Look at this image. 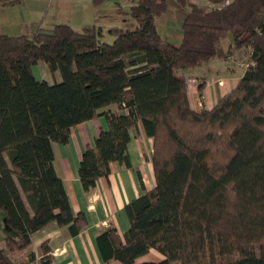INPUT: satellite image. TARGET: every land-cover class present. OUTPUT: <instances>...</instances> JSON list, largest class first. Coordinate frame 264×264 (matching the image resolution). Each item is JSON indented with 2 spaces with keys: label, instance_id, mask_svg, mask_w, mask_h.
<instances>
[{
  "label": "trees",
  "instance_id": "obj_1",
  "mask_svg": "<svg viewBox=\"0 0 264 264\" xmlns=\"http://www.w3.org/2000/svg\"><path fill=\"white\" fill-rule=\"evenodd\" d=\"M126 1L130 11L117 3L119 12L136 27L110 29L112 44L95 25L0 34V211L10 231L0 264H16L13 256L51 223L74 236L86 228L56 172L53 145L68 144L76 126L101 116L108 129L83 154V189L108 177L112 163L130 165L138 126L154 139L156 182L126 206L124 241L116 228L98 236L106 262L135 264L156 250L164 260L143 264H264V0H209L212 7L178 0L185 14L180 45L157 28L166 0ZM241 49L250 62L237 86L214 108L194 110L179 71ZM41 63L62 81L39 80L33 68ZM206 84L199 78L201 96ZM42 252L41 264H51L47 244Z\"/></svg>",
  "mask_w": 264,
  "mask_h": 264
},
{
  "label": "crops",
  "instance_id": "obj_2",
  "mask_svg": "<svg viewBox=\"0 0 264 264\" xmlns=\"http://www.w3.org/2000/svg\"><path fill=\"white\" fill-rule=\"evenodd\" d=\"M18 1L22 5L24 0ZM33 1L37 2V5L30 9V11L33 10V15L29 14L31 17L19 21L20 25L23 24V27H27V34L36 28V30L51 29L58 24H69L79 31L95 25L102 27L104 34L112 29L106 30L105 27L111 23H118L120 26L115 27L123 29L136 27L135 21L130 16L125 20L117 18V14H122L119 9H111V6L106 9L96 7L93 0H49L48 5H45L48 0ZM209 5H211L210 2L205 6ZM129 7H132V4L125 0L121 9L125 10ZM48 17L49 20H47ZM184 19L185 17L183 22ZM104 21H107V24H100ZM122 21L124 23L120 24ZM166 35L170 38V33ZM228 48L229 46L224 47V50L227 51ZM241 53L249 57L248 50L242 49ZM236 54L234 50L227 59H214L206 69L207 72L204 71L202 75L190 73L196 68L185 70L184 73L179 72L180 76L187 79L189 98L194 110L214 108L220 98L237 86L244 74L246 64L240 67L235 58ZM222 72H225L227 77L223 76ZM33 73L39 80H45L50 84L62 81L60 73H56L53 78L47 66L42 63L33 68ZM202 77L207 81L203 96L199 93V78ZM109 110L117 112V106H112ZM107 129V120L101 116L76 126L71 132L68 144L53 145L56 172L65 184L74 214L83 213L87 220V226L74 236L69 227L61 228L55 222L49 224L33 235L32 245L25 250L23 264H41V259L44 257L42 247L45 244L51 250L49 254L52 257L51 264H123L117 260L106 262L99 249L97 238L106 230L116 228L121 239L125 240L130 229L126 206L155 187L154 139L147 137L140 126L135 128L131 133L132 140L128 146L130 165L112 163L109 176L99 179L96 187L92 191L86 192L79 178L80 163L87 147L93 146L101 132ZM9 234L5 216L0 211V246L5 245ZM163 260V255L156 250H151L145 256L137 259L135 264L159 263Z\"/></svg>",
  "mask_w": 264,
  "mask_h": 264
},
{
  "label": "rangeland",
  "instance_id": "obj_3",
  "mask_svg": "<svg viewBox=\"0 0 264 264\" xmlns=\"http://www.w3.org/2000/svg\"><path fill=\"white\" fill-rule=\"evenodd\" d=\"M191 1L197 3L198 5H202V6L207 5L209 2V0H191ZM124 2L125 0H106L100 7H103L104 9H106V7L109 8L111 6V9L118 10L119 7L117 6V3H119L122 6V4L124 5ZM166 2L168 4L169 9H168V13L166 16H162L158 18L159 32L160 34H162L163 38L166 41L171 42L172 44L180 45L182 42L181 41L182 40L181 39V27H182L183 18L185 17V14L181 10H179L177 7L178 0H166ZM48 4H49V0L47 3H45V5H48ZM35 5H37V2H34L33 0H24L22 5H20V3H17L16 5H4L2 2H0V34L10 35V36H21L25 34V36L31 37L34 34L33 32H37L39 29L36 30L37 29L36 28L27 34V27H23L22 23H21L22 25H20L19 21L26 20L29 17H31L29 16V14L33 15V10L30 11V9L32 6H35ZM208 7H212V5H209ZM124 11L129 12L130 7L126 8ZM116 16L118 19H121V20H125V18L128 17V15H124L123 13L117 14ZM49 19L50 18L48 17L47 20ZM123 23L124 22L122 21L120 24H123ZM100 24L105 25L107 24V21L101 22ZM115 26H120V25H118V23H111L110 25H106L105 27H106V30H109V28H115ZM169 33H170V38L167 37L168 35H166ZM103 40L106 43L112 44L114 41V38L111 37L109 34V31H107ZM232 41H233V38L229 36L225 40L223 46L227 48L228 45L232 43ZM241 50H237L236 51L237 54L235 55L237 62H239L240 64V67H242L243 64H246V62H250L249 57H246V55L241 53ZM210 65H211L210 63L205 64L204 66L193 69V71L190 73H196L198 75H202L204 74V71L207 72L206 69ZM184 71L185 70H181L179 72L184 73ZM222 73H223L222 74L223 76L227 77L225 72H222ZM186 74H189V73H186ZM24 255H25V251H22L21 253L13 256L15 263L23 264L22 260H23Z\"/></svg>",
  "mask_w": 264,
  "mask_h": 264
}]
</instances>
